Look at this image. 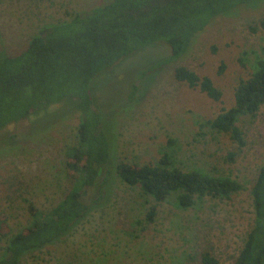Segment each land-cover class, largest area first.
I'll return each mask as SVG.
<instances>
[{"label":"rangeland","instance_id":"rangeland-1","mask_svg":"<svg viewBox=\"0 0 264 264\" xmlns=\"http://www.w3.org/2000/svg\"><path fill=\"white\" fill-rule=\"evenodd\" d=\"M106 1L0 0V49L18 54L43 26ZM262 18L264 0H253L212 19L181 58L171 59L170 45L159 41L93 80L112 140L106 189L99 197L90 188L83 196L88 213L60 239L26 254L23 264H202L207 250L220 264H234L255 221L252 188L264 160V105L256 115L240 116L242 147L207 121L234 104L240 78L264 57ZM179 65L212 77L222 100L178 81ZM80 115L62 101L0 130V216L14 233L34 221L31 206L49 211L71 187L66 152L78 142ZM165 152L184 169L237 179L244 188L231 198L200 197L184 209L175 196L157 201L117 173L121 161L156 163ZM4 246L0 242V258Z\"/></svg>","mask_w":264,"mask_h":264},{"label":"trees","instance_id":"trees-1","mask_svg":"<svg viewBox=\"0 0 264 264\" xmlns=\"http://www.w3.org/2000/svg\"><path fill=\"white\" fill-rule=\"evenodd\" d=\"M253 0H108L93 9L77 13L71 20L43 26L27 48L15 55L0 49V130L28 118L35 111L65 101L80 112L78 142L68 146L66 166L71 187L51 210L31 206L34 221L14 233L0 216V242L4 252L0 264H23V257L66 235L91 208L83 196L90 188L101 197L111 172L112 140L109 125L96 105L92 82L123 59L156 42L172 49L171 59L181 58L192 38L212 19ZM264 31V18L260 20ZM243 65L244 62H243ZM223 64L218 74L224 71ZM144 73V72H143ZM174 76L192 88L199 87L211 99L221 101L223 91L212 77L179 65ZM264 105V57L254 70L240 78L235 101L207 124L229 133L240 147L246 144L237 124L241 115H256ZM236 152L230 151L233 160ZM120 178L139 186L157 201L176 197L187 209L198 198H231L244 185L237 179L211 175L200 169H184L165 152L158 162H126L116 165ZM255 221L234 264H264V160L252 188ZM156 207L148 212L153 221ZM202 264H220L204 251Z\"/></svg>","mask_w":264,"mask_h":264}]
</instances>
